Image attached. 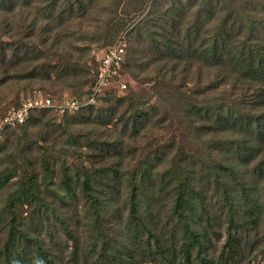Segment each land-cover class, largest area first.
Segmentation results:
<instances>
[{
    "label": "trees",
    "instance_id": "16d2710c",
    "mask_svg": "<svg viewBox=\"0 0 264 264\" xmlns=\"http://www.w3.org/2000/svg\"><path fill=\"white\" fill-rule=\"evenodd\" d=\"M91 1L0 0V21L8 27L0 29V84L7 87L23 83L15 89L13 105L21 103L22 92L37 85L64 87L75 98L91 94L90 89H81V83L92 84L96 62L92 56L84 55L82 47H77L75 52L66 47H76L75 38L79 36L74 34L86 12L95 26L102 28L110 23L107 18L116 9L100 1L92 9ZM153 15H159V19H153ZM129 16L109 24L106 31L98 28L102 38L109 40L123 35L128 40L121 77L134 79L140 85L138 90L132 86L124 89L116 82L117 89L108 102L114 106L112 116L116 114L121 124L116 137L105 143L101 141L100 151L109 153L111 149V157L118 159L112 160L104 154L98 162L92 161L82 170L76 168L73 176L66 174L62 191L57 192L62 202L80 194L85 209L91 211L87 230L93 240L86 253L90 254L91 248L93 252L99 243L100 249L85 264H144V261L157 264V260L163 264H235L245 250L257 247L260 240L244 243L241 239L244 225L256 223L264 212V187L259 186V177L253 172H237L239 164L230 162L229 156L233 149L239 155L254 150L264 153V143L259 142L264 139V0H191L180 5L174 3L170 8L152 0L140 20L127 32L119 33ZM148 17L153 20L141 27V21ZM87 33L95 37L93 32L87 30ZM34 35L48 53L44 56L47 59L43 60L39 55L42 50L32 43L36 41ZM102 38L95 37L93 41L101 43ZM52 71L55 79L50 81ZM43 78L49 83L39 82ZM23 81L36 85L26 88ZM147 82L150 84L146 85ZM95 106L94 103L90 108ZM169 106L180 120L177 128L181 133L190 139H195L194 134L199 136V142L203 143L200 146H205L204 156L197 148L188 153L176 135L169 138L160 135L159 125L164 126L168 111L164 109ZM51 110L50 107L31 110L23 123L2 132L0 150L11 131L22 130L10 141V149L4 151L6 160L33 159L24 150L19 151L25 149L24 143L37 141L28 131L32 132L41 122L42 114ZM78 116L80 120L76 121L83 124L84 139L92 150L86 137L89 133L95 137V131H99L95 120L81 111ZM64 119L66 126L75 122L68 116ZM183 126L193 133H187ZM201 131L228 133V138L213 145ZM253 132H262V139L250 137L249 133ZM45 133L49 142L52 136L47 130ZM64 140V145L70 142L73 146L78 137L69 133ZM123 147H127L126 153H133V159H138L123 171L126 177H121ZM112 148H116V153ZM187 157H191L190 161ZM161 159H169L170 166L155 171L157 179H154L150 175L151 167ZM260 164L264 165V159ZM17 166L15 163L14 167ZM3 169L9 170L8 164ZM25 176L28 184L20 182L10 196L26 199L42 218L43 211L36 205L40 203V193L30 185L36 173L30 170ZM123 178L127 190L122 200L115 192L110 200L96 189V184L116 186ZM208 190L220 193L209 198H214L210 207L219 209V213L213 212V218L207 207ZM165 192L171 196L168 203L161 198ZM243 212L246 214L240 215ZM51 214L73 241L71 249L64 254L66 258L43 246L40 232L45 225L41 219L38 223L30 218L16 224L14 213L8 210L1 219L9 226L0 252V258L9 260L5 264L79 263L81 236L77 220L74 221L77 213L64 215L51 207ZM221 227L225 238L220 241ZM261 246L264 253V243ZM112 247L116 249L114 254L109 253Z\"/></svg>",
    "mask_w": 264,
    "mask_h": 264
},
{
    "label": "rangeland",
    "instance_id": "374dc122",
    "mask_svg": "<svg viewBox=\"0 0 264 264\" xmlns=\"http://www.w3.org/2000/svg\"><path fill=\"white\" fill-rule=\"evenodd\" d=\"M48 0H43V2H46ZM103 2L104 5H110L111 7H114L116 10L113 12H110V17H108V21L110 22L109 24L111 25L115 21L120 22L122 18H125L128 15L129 18H127V21L125 23V26L122 30L119 31V33L122 32H127V30L132 27L134 24H136L140 18L143 16V14L148 10V7L152 0H92L91 1V7L92 9L97 8L98 3ZM115 1V2H114ZM119 1V3H117ZM154 1V0H153ZM191 0H157V4L160 2L161 4H164L166 7H171L174 3L181 4L183 3H188ZM138 2L137 6H134L133 3ZM143 2V3H141ZM142 4V6H141ZM198 4L194 6L196 8ZM129 9H131L130 12ZM109 11V10H108ZM102 11H100L101 13ZM103 15V13L101 14ZM131 17V18H130ZM2 17H0L1 20ZM102 20V16L100 17ZM153 19L158 20L159 15H153ZM146 19V18H145ZM147 18L144 21H141V27H144V23H149L153 19ZM82 23L78 27L77 26V31L74 35L79 36V38H75V46H66L69 49H72L74 52L78 50V48L82 47L84 55L88 54L90 57L92 56V60L95 61V53L98 52L100 49L106 48L108 45L112 44L118 37L113 36L109 40L102 38L103 36L101 34H98V28H101L99 26H95L94 20H91V16L88 12H86L85 16L81 17ZM92 21L91 23H89ZM3 21H0V29L2 28H8L6 25H4ZM72 24V22H71ZM109 24L103 25V27L100 29L102 31L108 30ZM14 30V29H13ZM88 32H93L95 37L102 38L100 41L101 43H97V41H93L91 35L88 33L86 34V31ZM7 33V32H6ZM118 33V34H119ZM9 34V32L7 33ZM2 35V34H0ZM121 35V34H120ZM5 38V36H2ZM116 37V38H115ZM34 38L36 41L32 40V43H36L39 48L42 50L41 57L44 59H47L46 56L48 53L45 52V48L37 40V36L34 35ZM126 44L128 45V40H126ZM85 46L88 48L86 49ZM78 47V48H77ZM40 57V58H41ZM95 68V65L94 67ZM94 70V69H93ZM33 76V75H32ZM41 77V75H40ZM32 79V77H30ZM121 81L124 80L126 82V88L128 87H136L138 90L140 88L139 83H137L136 80L131 79V78H126L123 79L121 77ZM55 79V73L52 71L50 73V81ZM30 80V79H29ZM25 82L26 88L31 87L32 85H36V83H33L32 81H23ZM37 82V80H36ZM39 82H49L46 80V78L41 79ZM40 84V83H37ZM150 83H146L148 85ZM23 85V83H18V84H11L7 87H5L4 84H0V116L3 115L7 110L11 109L12 107H15L14 104V92L17 86ZM91 85L89 83L82 82L81 83V89L87 90L90 88ZM13 88V89H12ZM37 89L42 90L43 94L50 95L52 99H60L63 96L64 97H74L69 89H66L64 87H59L56 88L54 86H34L32 88H27L25 91L22 92L21 97L24 98L26 97L25 94L28 93V95L33 94V92ZM116 84H112L111 86L108 87L106 90H101V93L98 96V99L95 100V102L91 104H85L81 106L80 108H73L70 110H65V111H60L59 109H53L51 111H46V113L42 114V120L40 123L36 124L34 126V129L32 132L31 130L28 131V133L33 134V138H37V141H29L24 143V148L20 150L19 152L23 151V153L27 154L29 157H32L33 159H28V162H25L24 159L19 160L20 158L17 157V160L13 162L12 160H9L4 157V151L7 149H10V145L12 142V139L14 138L15 134H20L22 133V130H13L9 133L8 137L6 140H3V145L1 146L2 149L0 150V252H2V247L3 244L6 242V239L8 237L9 231L8 228L9 226L6 225V220L1 222V219L4 216V213H6L8 210L12 213H14L16 224H19V222L22 221H28L30 218L33 219V221H38L41 219V223L44 224L45 226L41 229L40 240L43 241V246L45 248L52 249L56 253L59 254V256H64L65 253H67V250L69 251L71 249V246L73 245V241L69 238L66 237V232L59 226L57 219L54 218V216L51 214V207H55L56 210L60 214L64 215H70L72 213H77L78 216H75L74 221L77 220L78 228L80 231V248H79V257H78V264H85V263H90L94 257L97 256L99 253L100 249V243L96 245L95 250L91 252L90 254H87L86 252L89 251L93 237L87 230V223L92 219V214L91 211L87 212L85 209V200L79 195L76 196H69L68 200L63 202L61 201L62 198L57 192L62 191V187L64 186V178L66 177V174L70 177L73 176L74 171L76 168L89 166L92 161H97L98 159H103L102 155L106 154L107 158H110L113 153L112 150H109V153H101L100 148H101V141L105 143L109 139H112L116 137V132L117 129L120 127L121 122L117 119V115L112 116V110L114 109V106H109L108 102L112 101L113 98V92H115ZM118 93H122L120 91H117ZM123 94V93H122ZM85 95L79 96V99H82ZM78 98V97H77ZM98 101V102H97ZM94 108H90V105H94ZM97 108L100 109V111L97 112ZM172 107L165 108L164 110H168L166 115L167 118L166 120L163 121L164 126L159 125V132H161L163 138H169V137H174L176 135L177 139L182 142L184 147L187 149L188 153H191L190 151L194 152L197 148L201 153L202 156H204V151L203 148L205 147L200 146L203 143L199 142V136L197 137L194 134L195 139H190L186 138L180 131L177 126L180 125V120H178V117L175 116V113L171 111ZM42 109V108H40ZM79 111L83 112L84 114H90L92 121L95 120V123L97 125L96 129L99 131H95L94 136L92 137L93 134L89 133L88 136L86 137L88 142L91 145L92 150L88 147L86 139H84V132L86 130L83 127L82 123H78L76 120H80ZM162 113V112H161ZM154 117L156 118L157 113H154ZM68 116L69 118H72V120H75V122L71 126H66L65 125V119L64 117ZM115 117V118H114ZM39 125V126H38ZM38 126V127H37ZM40 126H43L45 131L52 136V139L47 142L46 136H45V131L44 129H40ZM164 127V128H163ZM181 127V126H180ZM184 130H187V133H193L191 132L186 126H183ZM14 132V133H13ZM36 132V134H35ZM71 133V136H76L78 137V140L75 141L73 146H70L69 143L67 145L65 144V138L68 136V134ZM203 133V136L206 138L209 143H213V145L216 144H222L225 140L228 138V133L224 132H219V131H201ZM118 134V133H117ZM262 132H253L252 134L249 133L250 137L257 138L260 137L262 139ZM193 135V134H192ZM204 138V139H205ZM97 139V140H96ZM251 140L252 138H248ZM260 140V139H259ZM205 141V143H207ZM228 145H231L232 142L228 140ZM260 143H264V139L259 141ZM204 143V144H205ZM114 146L115 143H112ZM201 149H200V147ZM109 147V146H108ZM223 148V147H221ZM113 152L116 153V148H112ZM233 149V148H232ZM223 150V149H222ZM222 150H218L221 152ZM264 150V149H263ZM123 156L124 159L122 161L121 166L123 167V170L121 171V177L125 176L126 174L123 172L124 170H128V167H132V164L134 165L135 162L138 160L137 158H132L134 157L132 154L133 153H126L127 147H123ZM16 152V151H15ZM17 150V156L20 154ZM129 152V151H127ZM257 151H251L250 153H244L243 155L235 154L234 149L230 151L229 156L231 157L230 162L238 163L239 166L237 168V172L239 173H245L246 171L248 172H253L256 173L255 175L259 177L260 185L261 188L263 189L264 187V165L260 164V160L264 159V153H256ZM101 153V154H100ZM23 155V154H22ZM116 155V154H115ZM20 156V155H19ZM188 160L190 161L189 157H187ZM205 159L204 157H201V159ZM111 159L116 160L118 159L117 156L111 157ZM131 162V163H130ZM8 164V169L9 170H4L3 168ZM17 163L18 166L15 168L14 164ZM33 163V164H31ZM153 166L151 167L152 173L150 174L154 179L157 177H154L155 171H161L164 168L170 166L169 159L164 161L163 159L161 160H156L153 162ZM130 164V165H128ZM67 167L69 170L67 171ZM75 168V169H74ZM246 168V169H245ZM30 170H33L36 173V178L30 185L35 186L37 188L36 192L40 193L41 199L40 203H36V205L41 208L43 211L41 213V217L37 214L38 212H35V209L33 207V204H28L26 199L23 197L21 199L17 198V195L15 196H10L11 192H14L18 187L20 182L24 184H28L27 181V176H25L26 172H30ZM67 171V172H66ZM123 181L117 184L116 186L108 184L107 186H102L100 184H96V189L98 190L99 193H102L104 196L108 197L110 200L111 198L115 197V193L120 197V199H123V195L125 194L127 190V183L125 182V178L122 179ZM114 181V180H113ZM113 181H111L113 183ZM110 182V183H111ZM110 187V188H109ZM115 192V193H114ZM219 195V192L212 193L211 190L207 191V198H208V209L211 215V218H213L212 214L213 212L219 213V209L215 207L212 209L210 207V203L214 200V198H211V195ZM163 196L161 197L163 201H168L171 200V196L168 192H165L162 194ZM113 200V199H112ZM160 201V200H159ZM159 201L157 203H159ZM45 205L48 207L45 210ZM68 203V204H65ZM168 203V202H167ZM254 213H256L254 211ZM246 214L245 212L241 213L240 215ZM31 216V217H30ZM165 218V215H163ZM248 218V217H245ZM256 223H251L245 224L244 225V232H241V239L245 243V241L251 240H256L257 238H260L258 241L257 247L254 246L250 251L245 250L243 252V255L240 257L241 260L239 259L235 264H264V253L262 250H260L261 244L264 243V212L260 215V218L258 219ZM75 224V222H74ZM222 231V237L221 239L225 238V230H223V227H221ZM257 233V234H256ZM18 239L19 236H18ZM22 240V239H21ZM98 243V242H97ZM116 249L115 247H112L109 249V253H115ZM89 253V252H88ZM22 256L24 253H21ZM93 256H92V255ZM85 255V256H84ZM66 258V257H65ZM8 258L2 256L0 258V264H5L7 263ZM144 264H154V262L150 261H144ZM157 264H163L159 260H157Z\"/></svg>",
    "mask_w": 264,
    "mask_h": 264
},
{
    "label": "built area",
    "instance_id": "2783aa9c",
    "mask_svg": "<svg viewBox=\"0 0 264 264\" xmlns=\"http://www.w3.org/2000/svg\"><path fill=\"white\" fill-rule=\"evenodd\" d=\"M126 40L124 36L117 38L106 48L100 49L95 53V68L92 70L94 80L90 86L91 94L82 99L75 97H62L52 99L50 95L43 94L42 90L37 89L31 95H27L18 106L12 107L0 116V140L2 132L8 127H14L23 123L31 110L50 107L52 109L65 111L73 108H80L85 104L95 102L101 90H107L109 86L118 83L120 88L126 87V82L121 81L122 62L124 60Z\"/></svg>",
    "mask_w": 264,
    "mask_h": 264
}]
</instances>
